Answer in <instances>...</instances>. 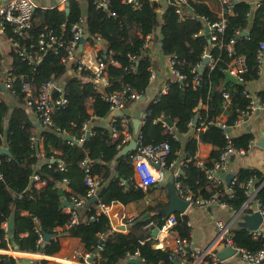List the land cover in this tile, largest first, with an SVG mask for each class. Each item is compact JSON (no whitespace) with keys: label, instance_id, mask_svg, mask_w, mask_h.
I'll list each match as a JSON object with an SVG mask.
<instances>
[{"label":"trees","instance_id":"1","mask_svg":"<svg viewBox=\"0 0 264 264\" xmlns=\"http://www.w3.org/2000/svg\"><path fill=\"white\" fill-rule=\"evenodd\" d=\"M158 7L156 0H144L140 9L120 0H110L109 9L103 10L89 0L87 10L83 11L79 0H68L69 13L57 7H37L32 27L21 37L14 35L12 28L7 26L6 37L18 38L30 57L38 60L36 65H32L11 50L12 68L16 76H24L36 89L51 79H63L62 87L68 104L53 114L55 127H37L30 114L34 111L26 108L20 86H16L15 95L8 92L13 103L17 104L13 106L8 97L2 94L0 75V150L7 146L13 155V158L0 155V249L9 248L6 225L15 213L14 241L18 250L26 254L39 253L43 243H39L40 236L50 234L53 237L46 243L44 254L56 255L61 247L57 229L62 228L66 235L82 241L86 254L94 255V264H123L133 256L144 259L146 264L175 262L169 260L170 248H156L153 230L144 229L150 221L160 223L165 219L161 211L166 204L149 206L147 211L151 217L144 221L141 217L133 219L128 223L127 232H112L109 217L97 210L99 201L105 205H128L144 200L150 192L136 183L133 165L131 162L124 163L128 156L115 160L126 146L124 136L114 138L109 125L103 126L100 121L111 113L106 96L127 88L141 96L146 94L150 85V69L154 65L152 51L155 47L164 56H177L175 68L186 79L184 84L172 82L167 94L149 103L140 132L143 144L166 142L170 145L167 170L179 160L180 153L184 154L180 177L174 183H181L186 194L210 199L218 193L220 200L231 204L237 212L245 203L242 185L256 178L257 185H261L258 196L264 204V175L260 172L241 170V178L231 186L237 191L231 199L226 194L228 185L210 180L207 174L227 144L222 128L215 121L226 117L228 127L234 129L236 121L248 110L251 102L244 93L248 91L247 85L260 77L258 50L264 42V1L260 2L258 8L245 1L236 2L231 11L224 13L226 28L219 33L218 41L211 43L204 34L206 22H216L219 16L211 10L207 1L169 3L164 6L162 17L156 13ZM179 8L185 13L184 19L177 13ZM82 17L86 19V43L95 45V39L101 37L106 44L105 49L97 55L105 65L104 73L109 81L106 95L94 88L92 71L78 72L75 66V72L68 74L67 64L61 62L60 55L53 51L41 52L38 46L39 37L46 27L69 41L71 26ZM243 31H248L249 36L239 37ZM150 35L153 38L148 43L147 37ZM206 52L211 55L213 63L200 72L199 82L195 84L194 69L201 65ZM241 57L246 63V71L241 75L246 86L229 84L223 90L225 69L233 59ZM225 94L230 96L229 102ZM258 98L264 104V90L258 94ZM132 103L128 101L127 108ZM226 103L227 109L224 108ZM202 106L205 108L199 113L194 134L183 143L180 138L190 132ZM165 118L171 120L172 128L165 125ZM88 123H92L89 130L85 128ZM202 123L207 125L205 129H200ZM114 126L121 131L122 118H116ZM67 134L77 141H83L73 144L66 140ZM41 141L42 150L36 147V143ZM253 141L254 136L249 132L234 137L236 147L240 148H248ZM200 144L214 147L204 166L199 165L195 157ZM88 161L93 162L91 175L102 182L97 191V201L88 206L85 217H80L77 210L79 222L72 225V215L63 204L73 197L85 203L91 200L87 196L89 188L85 185V164ZM61 163L64 165L63 171L60 169ZM60 189L63 194L59 193ZM174 215L178 224L173 231L179 240L188 244L189 218L185 214ZM232 235L234 245L240 249L258 252L264 246V239H254L244 227L232 230ZM81 261L84 262V259ZM0 263L16 264L17 260L0 255ZM32 264L40 263L33 260Z\"/></svg>","mask_w":264,"mask_h":264},{"label":"built area","instance_id":"2","mask_svg":"<svg viewBox=\"0 0 264 264\" xmlns=\"http://www.w3.org/2000/svg\"><path fill=\"white\" fill-rule=\"evenodd\" d=\"M93 4L100 9L108 10L110 6V0H92ZM122 3L126 5H130L133 8L140 9L143 6L144 0H120ZM174 1L176 4H187L188 0H156L159 3V7L156 9V13L158 16L162 17L166 6L169 3ZM248 2L252 5L253 8H258L260 2L254 3L253 0H222L223 4V12L219 16V20L216 22H206V26L209 28L210 35V43L218 41L219 33H222L226 28V19L224 18L225 11H231L234 4L236 2ZM67 7V6H66ZM36 9V5L33 0H9L4 3H0V50L3 45V41L1 37H6V29L7 26L12 28L13 34L16 36H23L27 30H29L33 23V15ZM177 13L181 16L182 19L185 17L184 11L179 8ZM86 19L84 17L80 18L78 22L73 24L70 28L71 39L69 41H65L60 36H58L54 30L46 27L41 33L38 41V46L41 52L53 51L56 55H60L61 62L63 64H67V61L73 60L80 48L81 40L85 39L86 42ZM8 38V37H7ZM153 36L150 35L147 37V42H152ZM13 49L18 53L19 57H21L24 61L29 60V63L32 65L37 64V59L34 57H30L28 51L20 44V41L16 37L8 38ZM95 43L100 44V51L105 49V42L101 37H97L95 39ZM98 55V54H97ZM205 56H210L209 52L205 53ZM204 56V58H205ZM171 57V67H172V77L168 81L164 94H167L170 90V84L172 82L184 83L186 76L180 74L178 70L175 68L177 63V56ZM92 57H86L85 59H78L76 64L78 72L82 70L92 71L93 76V84L94 88L106 95L102 92L103 88H107L109 86V81L104 73L105 65L102 63L101 59L97 56L96 59L91 60ZM212 60V57H211ZM258 60L260 63V71L261 66L264 64V42L261 43L260 48L258 50ZM3 61L0 63V75L2 84L5 86V91L12 93L15 95L17 92L16 86H20V91L24 96L25 106L28 110H32L36 113L39 122L41 125L47 128L55 127V123L53 121V114L56 111L63 110L68 104V100L65 97L63 87L58 84L55 79H51L49 81L44 82L38 89H36L30 81H28L24 76H16L13 68L5 67ZM212 63H210L211 65ZM232 76L236 77L240 82H244L241 75L246 71V63L244 58H235L229 64V66L225 69ZM151 75L150 80L154 78V71L150 69ZM195 84L199 82V67L194 69ZM245 95L251 99L248 110L244 112L243 116L240 117L236 123L235 127L241 126L245 123L246 119L252 115L256 109H264V104L259 102H255V98L252 96L250 91H245ZM143 96L132 91V89L127 88L123 92H115L109 96L105 97V100L110 103L111 112L114 110H119L122 112V124L126 125V119L123 116L127 110L126 103L128 101H139ZM229 102L230 96L225 94L224 96ZM225 109L228 108V103L224 106ZM148 113H145L142 117L141 123H144ZM119 118V117H117ZM226 117H221L215 121V124L222 128L227 144L221 150L219 160L215 163L213 169L207 171L208 178L210 180L217 181L219 184L223 183L227 184L226 177L231 172L230 171V160L235 156H246L253 145V142L249 145L248 148H240L236 147L234 143V137L231 133L227 132L228 127L226 123ZM116 118L112 120L109 124L112 135L114 138H118L120 136V131L114 126V122ZM165 123V122H164ZM212 123V122H211ZM210 123V124H211ZM166 126H168L165 123ZM207 125L205 123L201 124L200 129H205ZM232 129V128H231ZM233 131V129H232ZM171 152V147L168 143H160L156 145H144L142 141L141 133L137 136V148L135 151L131 152L124 163L131 162L135 172L139 177V181L142 187L145 189H149L151 187H160L166 184L167 180V163L168 158ZM56 154H60L56 152ZM199 165L204 166V163H199ZM60 169L64 170L63 163L60 164ZM180 173L176 172L174 177L177 179ZM1 179V175H0ZM238 178L235 176L230 184L227 186L226 194L229 196V199L234 198L237 191L233 189L231 186L237 182ZM68 183V181H65ZM101 180L92 176L89 170L86 171L85 175V185L88 189V198L96 197L97 201V191L101 185ZM264 184V182H263ZM243 195L245 197V203L241 211H251L253 213H259L264 220V204L261 202L259 198V192L261 189V185H257V179L251 178L245 184L242 185ZM176 192L180 197L189 202V207H197L200 209H208L211 206H220L223 208H227L233 210V207L228 202L220 200V195L217 193L212 198H195L192 194H186L181 186V183L177 182L175 184ZM85 205V202L82 200H78L76 198H72L70 201V205L66 207L67 212L72 215V225L77 224L79 222L78 208ZM116 204L105 205L102 202H98L97 210L99 213L106 214L107 216L111 215V210ZM234 211V210H233ZM94 219V217L92 218ZM121 226H128V223L133 221V218H129L126 215L120 216ZM178 220L176 216L173 214L168 218H165L162 222L157 223L155 221H150L147 225V229L155 230L158 229L159 233H168L173 231V229L177 226ZM120 226V227H121ZM8 229V225H6ZM216 237L212 244L205 249L204 251L197 252L193 255V260L188 262L185 258L187 256L186 243L182 240H177L175 246L171 250V255L169 260L176 261L178 257L184 258V260L180 264H218L217 253H215V248L219 243H223L228 247H232L236 249L242 259L246 261L247 264H264V246L258 252H251L245 249H240L233 243V235L231 226L229 224H225L222 221H218L216 223ZM9 231V230H8ZM250 235L254 239H264V233L261 229L256 231H249ZM10 245L8 249H0V255L11 256L17 260L16 264H22V258L25 257L23 252H20L18 249H13V245L9 236ZM43 242V235L40 236L39 243ZM90 255L87 257L89 258ZM32 260L40 261V264H44L43 261H51L55 260L54 256H47L44 253L40 254H32ZM132 258H140L139 256H133ZM142 262L145 263L144 259L140 258ZM33 262V261H32ZM1 264V263H0ZM63 264H69L68 261L63 262ZM94 264V263H92Z\"/></svg>","mask_w":264,"mask_h":264},{"label":"crops","instance_id":"3","mask_svg":"<svg viewBox=\"0 0 264 264\" xmlns=\"http://www.w3.org/2000/svg\"><path fill=\"white\" fill-rule=\"evenodd\" d=\"M79 1L81 2L83 11H86L89 0H79ZM205 1H207V4L210 6L211 10L214 13L221 15V13L223 12L222 0H205ZM263 1L264 0H253L254 3L263 2ZM33 2L35 3L36 8L41 7L44 9H51L57 7L59 10H65L68 4V0H33ZM204 34H205V30H204ZM1 38L3 41V45L0 50V63L1 61H3L2 64L5 67H10V66L12 67V60L10 57V53L11 50L14 49L11 46L10 42L8 41L7 37H1ZM100 46L101 45L98 43L97 44L95 43V45L94 44L91 45L85 42L83 48L82 49L79 48L75 58L73 60L67 61L68 74L71 73L73 74L75 72L74 69L78 62V59L79 60L85 59L86 57H92L91 60L96 59L95 57L100 52ZM157 48L158 47L153 48L154 51H152L154 53V57H153L154 65L151 67V69H153L154 71V78L150 80V85L146 91V94L143 96L144 98L142 97L139 101L133 102L132 105L129 108H127L125 115L123 114V116L127 121L125 122L126 125H123V129H121L120 135L124 136L123 143L124 145L126 144V146L130 143L132 139H135L137 141V135H135L134 121L142 120V117L146 113L149 103H151L157 97L164 94L165 87L168 81L170 80V78L172 77L171 57L164 56L159 50H157ZM211 63H213V60H211ZM57 82L61 86L64 84L63 79ZM247 89L255 98V102L256 103L259 102L258 94L264 90V64H262L261 66L259 79L248 84ZM2 94L8 97L10 103L13 106L17 105L16 103H13L14 100L12 101L13 98H11L12 96L9 95L8 92L2 91ZM203 108L205 107L204 106L200 107V109ZM30 114L36 123L39 122L35 112H31ZM104 120H101L100 122L102 123ZM91 126L92 123H88L86 124L85 128L89 130ZM141 127H142V123L139 128V133L141 132ZM40 128L44 129L42 125L40 126ZM194 131H195V127L193 126L191 127V130L188 134L183 135L181 138L179 137L180 140L183 141V143H185L188 140V138L194 134ZM246 132L252 133L254 136V141L250 149V152L246 156H235L232 157L230 160V171H231L230 173H234V175L238 179L241 178V175L239 174L240 171L244 169L258 171L264 175V148L260 145L264 136V109H256V111L246 119L243 125L235 127L233 129L232 135L233 137H238ZM67 136H71V135L67 134ZM73 139L76 141V143L71 142L73 144H79L80 141H83V139H80L79 141H77L75 138ZM39 144H40L39 147L42 150L43 149L42 141L39 142ZM213 150L214 147L211 144H200L195 155L196 159H198V164L206 163L209 160ZM183 157L184 154L180 153L179 160L174 164L172 168L168 170L167 180L165 185H162L160 187H151L149 189H145L143 187L145 191H150L144 200H141L136 203H131L128 205H123L120 203L114 205V207L111 210V215L108 216L112 225V232L122 231L120 230V226L122 223L119 218L123 214L131 219L132 218L138 219L141 217V220L144 221L151 217V214L148 213L147 211L149 206H155L158 203L166 204V207L169 205L170 200L167 191L168 178L170 175H173L174 177L176 172L180 173L181 168L184 165V161L182 160ZM92 164H93L92 161L86 162L85 170L86 171L89 170V172H91ZM134 175H135L136 183L138 185H141L139 181L140 179L137 173L135 172V170H134ZM175 180L176 178L174 177V181ZM38 185L42 186L43 184H38ZM86 204L87 203H85L84 206L79 207L78 209L80 217H85L88 208L86 207ZM184 214L187 215L189 218L190 239L188 241V244H186V250L189 248H191V250L190 251L187 250V256L185 258L188 262H191L193 260L194 254L200 251H204L212 244V242L216 237V233H217L216 223L218 221H222L225 224H229L231 226V230L234 229L236 230L243 227L244 218L246 215H252L251 212L245 213V211H241V210L235 212L233 210L223 208L220 206H211L208 209L190 207L187 210V212H185ZM148 215H150V217H148ZM146 225L144 226V229H147ZM261 230L264 233V224L262 225ZM127 231H129V227H126V229L123 230L122 232H127ZM57 234L60 240V246H61L60 251L56 255H54L55 260L43 261L45 262L44 264H63V262L65 261H68L69 264H89L87 261L88 260L87 256L90 254H86L85 246L79 238H74L69 235H66L64 229L62 228L57 229ZM154 239H155L154 246L156 248L172 249L175 246L179 237L175 231H170L168 233H159L158 236ZM12 248L14 249V247ZM227 248L228 246H226L225 244L219 243L215 248V253L218 254L221 251L224 250L226 251ZM27 259L32 260V258L30 257H27ZM82 259H84V262L81 261ZM131 259L132 257H129L127 261L124 262L123 264H127V262ZM183 260L184 258L178 257V259L173 264H176L177 261L181 263ZM38 262L40 263V261ZM218 264H247V263L240 256L238 257L231 256L223 262L219 261Z\"/></svg>","mask_w":264,"mask_h":264},{"label":"water","instance_id":"4","mask_svg":"<svg viewBox=\"0 0 264 264\" xmlns=\"http://www.w3.org/2000/svg\"><path fill=\"white\" fill-rule=\"evenodd\" d=\"M9 0H0V3H4V2H7ZM172 3H175L174 1H171ZM68 6V4H67ZM66 13H69V8L66 7L65 9ZM205 35L208 39V42H210V35H209V28L208 27H205ZM249 36V32L248 31H243L239 37H247ZM237 37V38H239ZM85 43V39H82L81 40V45H80V48L82 49L83 48V45ZM211 63V57L210 56H205L204 60L202 61L201 65L199 66V72H202L204 70V68L208 65H210ZM225 81L223 83V86H222V89L224 90L229 84H236V85H239V86H246L244 82H240L236 77L232 76L228 71H225ZM181 84H184V83H181ZM1 90L3 92H5V86L2 84L1 85ZM102 92L104 94H106V89L103 88L102 89ZM144 98V97H143ZM201 112V109L199 108L198 109V114L195 116L194 118V121H193V126H195L199 120V113ZM122 116V112L119 111V110H114L110 113V115L102 122V125L103 126H106V125H109L112 120L114 118H117V117H121ZM164 122L170 127L172 128L173 127V123L171 122V120L169 118H165ZM37 127H40L41 126V123L40 122H37L36 123ZM141 126V121L139 120H135L134 121V128H135V135H139V128ZM227 132L228 133H231L232 134V129L231 128H228L227 129ZM87 136L89 137L90 134L88 133ZM66 140L69 141V142H75L76 141L71 137V136H65ZM260 145L264 148V136H263V139L260 143ZM36 147L38 148L39 147V144L36 143ZM137 148V141L135 139H132L130 141V143L124 147L123 149H121V151L117 154V156L115 157V160H118L119 158L123 157V156H127L128 154H130L131 152L135 151ZM0 155H6L8 156L9 158H13V155L12 153L10 152V149L8 147H3L1 150H0ZM235 177L234 173H230L227 175L226 177V180H227V184L229 185L230 182L232 181V179ZM167 191H168V195H169V205L163 209L161 211V214L165 216V218H168L169 216L173 215V214H184L185 212H187V210L190 208L189 207V202H187L186 200H184L182 197H180L178 195V193L176 192V189H175V183H174V177L173 175H170L169 178H168V183H167ZM59 193L60 194H63V190L60 189L59 190ZM96 201V197H93L87 204H86V207H88L92 202ZM70 205V202L69 201H65L63 206L64 207H68ZM148 217H150V215H148ZM264 224V220H263V217L257 212V213H254L252 215H246L245 218H244V225L243 227L248 229L249 231H256L258 229H261L262 228V225ZM14 226H15V213L12 214L9 222H8V230H9V236H10V239H11V242H12V245L15 249H18V246L16 245L15 241H14ZM126 227L125 226H121L120 227V230H125ZM159 234V230L158 229H155L153 231V237L156 238ZM53 237V235H50V234H43V243L41 245V248H40V251L39 253L40 254H43L44 253V249H45V245L46 243ZM187 250H191V248L187 249ZM25 255V258L22 259V264H32V260L30 259H27V257H30L32 255L30 254H24ZM231 256H240L238 251L232 247H228L226 249V251H221L217 254V258L220 262H223L225 261L227 258L231 257ZM93 259H94V255H90L89 258H88V263L91 264L93 262ZM127 264H146L144 262H142V260L140 258H132L131 260H129L127 262ZM176 264H180L178 261L176 262Z\"/></svg>","mask_w":264,"mask_h":264},{"label":"flooded vegetation","instance_id":"5","mask_svg":"<svg viewBox=\"0 0 264 264\" xmlns=\"http://www.w3.org/2000/svg\"><path fill=\"white\" fill-rule=\"evenodd\" d=\"M70 202V201H69Z\"/></svg>","mask_w":264,"mask_h":264}]
</instances>
